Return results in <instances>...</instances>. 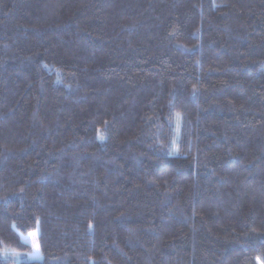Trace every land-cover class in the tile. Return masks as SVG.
Instances as JSON below:
<instances>
[{"label": "trees", "instance_id": "16d2710c", "mask_svg": "<svg viewBox=\"0 0 264 264\" xmlns=\"http://www.w3.org/2000/svg\"><path fill=\"white\" fill-rule=\"evenodd\" d=\"M0 264H264V0H0Z\"/></svg>", "mask_w": 264, "mask_h": 264}, {"label": "rangeland", "instance_id": "374dc122", "mask_svg": "<svg viewBox=\"0 0 264 264\" xmlns=\"http://www.w3.org/2000/svg\"><path fill=\"white\" fill-rule=\"evenodd\" d=\"M188 124L184 119H178L176 122V135H175V152L178 156H185L188 150ZM37 230L22 235L21 239L32 247V253L29 254L26 260H39L41 253L37 243Z\"/></svg>", "mask_w": 264, "mask_h": 264}]
</instances>
